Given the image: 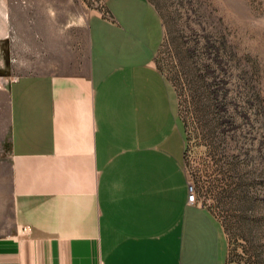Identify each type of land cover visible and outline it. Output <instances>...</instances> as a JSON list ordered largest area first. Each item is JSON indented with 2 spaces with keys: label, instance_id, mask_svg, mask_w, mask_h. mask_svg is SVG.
Returning a JSON list of instances; mask_svg holds the SVG:
<instances>
[{
  "label": "crops",
  "instance_id": "1",
  "mask_svg": "<svg viewBox=\"0 0 264 264\" xmlns=\"http://www.w3.org/2000/svg\"><path fill=\"white\" fill-rule=\"evenodd\" d=\"M101 1L84 57L8 85L0 264H224L219 224L188 202L161 19L148 0ZM34 13L0 9V40L14 22L61 42L58 11Z\"/></svg>",
  "mask_w": 264,
  "mask_h": 264
},
{
  "label": "rangeland",
  "instance_id": "2",
  "mask_svg": "<svg viewBox=\"0 0 264 264\" xmlns=\"http://www.w3.org/2000/svg\"><path fill=\"white\" fill-rule=\"evenodd\" d=\"M148 1L163 25L155 64L184 128L188 183L221 228L224 264H264V0ZM102 7L101 0H0L5 20L8 9L31 13L33 20L39 8L49 16L57 10L64 31L60 42L25 34L12 22L10 37L0 40L1 198L9 83L53 73L56 60L84 57L83 25Z\"/></svg>",
  "mask_w": 264,
  "mask_h": 264
},
{
  "label": "built area",
  "instance_id": "3",
  "mask_svg": "<svg viewBox=\"0 0 264 264\" xmlns=\"http://www.w3.org/2000/svg\"><path fill=\"white\" fill-rule=\"evenodd\" d=\"M188 202L192 204H197L201 202L198 200L197 192L191 183H188ZM29 228H25L24 231H28Z\"/></svg>",
  "mask_w": 264,
  "mask_h": 264
}]
</instances>
